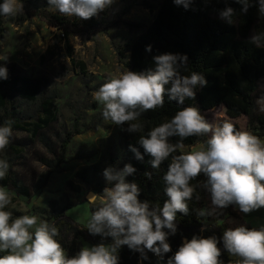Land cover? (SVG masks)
<instances>
[{
    "label": "clouds",
    "instance_id": "obj_1",
    "mask_svg": "<svg viewBox=\"0 0 264 264\" xmlns=\"http://www.w3.org/2000/svg\"><path fill=\"white\" fill-rule=\"evenodd\" d=\"M115 0H47L50 8L65 17L82 20L98 16L111 7ZM209 2V0H205ZM227 2V0H226ZM240 4L237 13L232 7L219 10V19L232 25L239 15L246 14L253 4L258 5V16L264 18V0H235ZM177 6L190 9L193 0H173ZM23 14L22 0H3L0 16L15 17ZM249 42L264 48V31H254ZM151 52L152 46H146ZM3 58L2 60H6ZM153 66L143 71L117 69L93 93L102 106V117L112 124L123 126L129 133H140L143 125L138 121L142 113L162 108L165 96L179 105L186 99L195 100L198 87L207 85L202 73L188 70L186 54L166 52L152 57ZM0 79H8V69L0 66ZM264 113V96L257 101ZM14 121L0 125V152L9 145L13 136ZM208 136V139L189 150L184 140L188 137ZM179 137L172 143L170 138ZM137 143L151 157L150 164L159 169L171 156L168 170L163 176L164 191L168 199L161 207L149 201H140V188L127 177L136 172L132 164L122 169L109 166L103 177L109 187L102 194H92L89 202L98 206L87 220L86 229L93 235L107 238L94 246H83L69 256L61 243L58 228L36 215H21L13 219L6 210L12 204L10 191L0 186V264H120L119 249L127 246L138 252L141 260H148L153 253L159 261L171 251L169 236L177 232V213L189 215V204L196 187L191 181L203 174L202 187L210 193L211 210H196L198 217L211 216L217 208L235 205L244 214L264 208V140L247 130H237L228 120L210 123L197 106L183 107L166 122L155 126L146 135H140ZM137 160H143L139 148L129 145ZM173 155V153H177ZM8 160L0 158V179L10 170ZM150 177L149 173H146ZM199 200V195H196ZM205 228L202 227L201 231ZM223 250L239 257L235 264H264V225L248 228L244 225L223 232ZM220 240L211 235H194L182 244L166 264H224L221 260Z\"/></svg>",
    "mask_w": 264,
    "mask_h": 264
},
{
    "label": "trees",
    "instance_id": "obj_2",
    "mask_svg": "<svg viewBox=\"0 0 264 264\" xmlns=\"http://www.w3.org/2000/svg\"><path fill=\"white\" fill-rule=\"evenodd\" d=\"M3 0H0L2 3ZM23 6L29 15L33 11L29 8L26 0H22ZM43 5L49 7L47 0ZM225 7H232L237 13L241 11V5L235 0H193L190 9L185 10L177 6L173 0H163L157 9L153 25L148 32L135 41L129 49L130 60L127 67L131 71H143L153 66L152 57L158 54L171 52L186 54L188 57V70L183 72L189 75L191 71L202 73L207 80V85L198 87L195 100L186 99L184 105L177 104L165 96L164 106L156 110L144 112L138 121L143 125L140 133H129L123 125L122 140L117 143L113 138H106L103 142L100 161L77 173V178L95 191L101 192L106 185L103 177V170L112 166L122 169L127 163L136 168V172L127 177L128 182H135L140 188V201H149L151 205L163 203L168 199L164 191L166 185L163 176L168 170L171 156L164 161L159 169H154L150 160L151 157L144 153L142 147L137 143L140 135H146L155 126L169 121L177 111L187 106H197L204 112L215 109L220 105L226 108V114L231 119L242 116L248 117L249 125L254 123L258 133L254 135L264 139V115L254 116L256 100L264 96V90L259 89L261 80L264 79V48H258L249 42L254 31H264V18L258 16V5L253 4L248 12L239 15L232 25L219 19V10ZM14 22V17L0 16V48L6 33L5 21ZM50 24L67 33L77 31L70 30L69 22L65 17L53 16ZM89 27L93 32H98L109 26H104L102 21L92 20ZM151 45L152 51L147 52L146 46ZM8 79H0V125L6 120L14 121L13 136L7 148L5 157L10 163L9 173L0 179V186L6 187L11 194L18 197L32 198L38 192L45 189L56 168L63 164L64 158L58 156L57 146L65 151L72 138L79 133L68 134L63 138L59 134H51L54 125L58 123L59 116L56 111L57 92L51 89V83L45 77H28L22 74L16 65L7 67ZM99 121L98 124H100ZM79 124L76 121L74 128ZM240 130L238 125H234ZM19 134L24 135L19 137ZM179 137L170 138L175 143ZM200 137H188L184 140L186 146L195 145ZM41 144L49 153L57 159L52 162L42 158L41 161L47 167L45 173L31 171L29 175H18L14 167L19 160L24 158L28 148L35 144ZM129 145L139 148L143 160H137L135 154L130 151ZM173 153V155H177ZM91 152L86 158L92 159ZM146 173L150 174L145 175ZM206 177L201 174L191 181L196 187L189 204V215L177 213V232L173 236L176 243L181 244L183 239H191L194 235L208 237L215 235L219 240L222 249L221 260L224 264H235L239 257L232 256L223 250V232L231 228L227 222L229 219L242 221L241 212L235 205L215 210L211 216L198 217L196 210H211L210 193L203 189L202 184ZM71 184V183H70ZM199 195L200 199H196ZM72 206L69 203L60 205L58 201L51 202V214L45 217V221L54 224L59 231L56 239L61 243L67 254L71 257L78 252L81 240L97 245L101 242L109 244L111 237L91 235L86 227L76 224L67 216V210ZM13 219L21 214L12 211ZM242 225L248 228H255L248 224ZM204 227L205 230L201 231ZM6 253L0 252V255ZM171 253L165 254V257ZM120 264H154L153 253H148V260H141L140 254L130 250L126 245L119 249Z\"/></svg>",
    "mask_w": 264,
    "mask_h": 264
},
{
    "label": "rangeland",
    "instance_id": "obj_3",
    "mask_svg": "<svg viewBox=\"0 0 264 264\" xmlns=\"http://www.w3.org/2000/svg\"><path fill=\"white\" fill-rule=\"evenodd\" d=\"M26 1L33 11L32 15L23 6V14L15 16L13 23L5 21L6 33L0 48V66L16 65L25 76L48 78L51 89L58 94L56 111L59 121L51 134L57 133L63 138L75 131L79 134L72 138L65 151L60 148L61 144L57 146V155H63L65 162L56 168L47 187L30 199L11 194L12 204L6 210L17 211L21 215H36L44 220L51 214V202L56 200L60 205L71 204L67 216L76 224L86 227L87 220L99 204V201L96 205L90 203L89 197L92 194H102L103 190L95 191L93 187L80 181L77 173L100 161L106 138H113L119 143L123 133L122 126L103 119L102 106L94 100L93 93L117 69L121 72L129 70V49L153 25L157 9L163 0H115L111 7L87 20L65 17L58 11L45 7L43 0ZM53 16L65 17L70 30L77 32L67 33L65 29L60 30L51 25L49 20ZM92 20L102 21L105 27H109L93 32V28L89 27ZM3 58L7 59L2 60ZM259 89L264 90V79L261 80ZM259 115L264 113L259 111L256 103L254 116ZM203 116L210 123L228 120L238 125L240 130L258 133V130H254L257 124L250 126L248 117H228L224 105L204 112ZM78 119L79 124L75 129ZM22 136L24 135L19 134V137ZM207 139L208 136H200L197 143ZM197 143L190 146L189 150ZM91 152L94 157L86 158ZM4 157L5 150L0 152V158ZM42 158L52 162L57 159L37 143L28 148L24 158L14 167V172L18 175H29L33 170L45 173L47 167L43 165ZM109 186L111 185L106 183L105 187ZM236 208L238 209L237 206ZM241 214L243 220L240 222L235 219L227 220L231 228L243 223L255 228L264 225V208L250 214ZM168 242L171 245L169 258L183 241L178 244L173 236H169ZM81 244V248L85 245L90 247L87 242L82 241ZM154 257V264H166L168 259L165 257L161 262L155 255Z\"/></svg>",
    "mask_w": 264,
    "mask_h": 264
},
{
    "label": "crops",
    "instance_id": "obj_4",
    "mask_svg": "<svg viewBox=\"0 0 264 264\" xmlns=\"http://www.w3.org/2000/svg\"><path fill=\"white\" fill-rule=\"evenodd\" d=\"M82 241H83V240H82ZM82 241H81V242H82ZM81 242H80V244H79L78 251L81 249V245H82ZM83 242H86V241H83ZM87 243H88V242H87ZM89 245H90V246H93V245H91L90 243H89Z\"/></svg>",
    "mask_w": 264,
    "mask_h": 264
}]
</instances>
